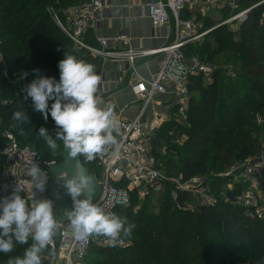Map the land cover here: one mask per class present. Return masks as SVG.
I'll return each instance as SVG.
<instances>
[{
  "label": "trees",
  "instance_id": "obj_1",
  "mask_svg": "<svg viewBox=\"0 0 264 264\" xmlns=\"http://www.w3.org/2000/svg\"><path fill=\"white\" fill-rule=\"evenodd\" d=\"M262 1H237L239 10L252 9L239 31L233 33V39L229 31L219 27L209 31L201 45L193 43L183 47L186 58H197L210 65L224 54L223 49L233 45L231 52L242 59L241 75L236 82L224 79L216 70L210 82L202 76L189 78L190 101L185 125L173 121L156 133L163 145L165 143L168 154L160 157L157 153L161 170L168 178L186 183L207 174L210 158L219 165L218 170H222L261 150L264 138ZM83 2L85 0H0V152L6 143L4 134L8 133L37 156L53 159L52 162L61 161L62 141L56 140L57 148L53 151L38 134L39 128L45 127L55 138L54 121L50 116L45 121L34 111L30 100H23L22 89L33 78V69L58 80L57 64L65 55L93 64L95 72L101 76L102 59L87 50L73 48L49 15L52 11L64 22L62 12ZM84 40L88 46L98 47L88 32ZM15 111H23L29 119L18 124L12 119ZM170 134L175 138L184 137L185 141L177 145L170 140L167 144L163 140L170 138ZM39 162L48 163L40 159ZM83 164L90 175L97 172L94 159L85 158ZM4 168L5 161L0 154V197L11 194L5 186ZM219 181L218 178L213 180L217 186ZM164 188L169 195L163 198L161 213L154 219L133 213L134 193L127 207L116 209L118 216L134 225L130 235L121 233L131 241L130 246L105 247L101 245L103 236L94 235L84 264H264V219H250L244 209L222 202L214 207L197 206L193 212H181L172 203L171 195H177L180 205L188 201V195L171 184H164ZM31 243L29 239L27 244H16L9 253H0V264H7L10 257L22 256ZM48 254L45 249L42 264H48Z\"/></svg>",
  "mask_w": 264,
  "mask_h": 264
},
{
  "label": "built area",
  "instance_id": "obj_2",
  "mask_svg": "<svg viewBox=\"0 0 264 264\" xmlns=\"http://www.w3.org/2000/svg\"><path fill=\"white\" fill-rule=\"evenodd\" d=\"M231 3L232 0H150L145 6V13L154 31L172 25V38L161 47L154 50H136L131 40L121 35L114 42L121 43L124 51H107L106 39H98L97 48L88 46L84 36L88 29L98 25L104 18L105 12L110 8L108 0H85L74 14H70L64 22L60 21L52 11L49 15L56 26L78 49H84L92 55L106 59L124 60L135 80L131 91L136 100L141 103L139 111L131 118L118 116V129L114 132L116 142L111 146H104L100 153L94 155L97 172L92 177L100 187V194L93 202L105 213L117 215V208H125L130 203L132 193L149 192L162 193L164 184L174 185L176 190L192 198V205L216 206L219 202L232 207L244 209L247 217L261 221L264 219V200L259 190L264 186V153L258 157L248 159L231 165L222 176L229 183L228 191L217 189L213 180L202 181L200 177L186 183L168 178L161 170L157 153L163 155L162 142L160 147L153 148L151 137L156 136L160 127L173 122L164 113H146L154 105L155 95H172L174 103V122L185 125L186 113L189 107L190 92L188 81L191 76H202L206 82L211 81L215 70L201 63L197 58H186L183 47L193 44L205 36L209 31L200 32L192 15L185 17L187 10L209 9ZM245 9L226 22L241 25L247 20L249 11ZM191 14V13H190ZM168 40L169 37H166ZM156 55L163 57V64L171 59L167 70L161 67L152 79L139 76L136 61ZM163 66V65H162ZM234 77V75H232ZM6 143L0 154L5 161L3 177L7 190L11 193L15 188L19 194L32 204L35 199H49L48 168L57 162L40 164L35 151L28 146H21L14 136L4 134ZM85 158L86 155H84ZM35 160L40 164L43 175L47 176L46 189L43 192L33 189L36 183L31 177V162ZM219 178V177H217ZM233 193L231 198L229 194ZM172 203L181 212H193L180 205L177 195H171ZM93 236L86 240H76L72 234L69 221L59 224L50 245L46 248L48 264H84ZM105 247L127 248L128 244L121 236L116 245H111L106 237L101 243Z\"/></svg>",
  "mask_w": 264,
  "mask_h": 264
},
{
  "label": "clouds",
  "instance_id": "obj_3",
  "mask_svg": "<svg viewBox=\"0 0 264 264\" xmlns=\"http://www.w3.org/2000/svg\"><path fill=\"white\" fill-rule=\"evenodd\" d=\"M57 68L58 80L33 69V78L22 89L23 100H30L31 108L45 121L49 116L54 121L55 138L45 127L38 130L50 149L55 151L56 140H60L71 157L84 154L92 160L105 145L116 142L113 133L118 129V121L111 110L98 107L95 93L100 77L93 64L65 55ZM27 75L25 72L24 76ZM12 119L22 124L29 118L23 111H15ZM42 172L40 164L33 160L30 168L31 177L36 181L33 189L40 192L47 185V176ZM62 182L73 201L72 209L65 210V216L76 240L97 235L106 237L114 246L121 233L130 235L134 225L127 224L126 219L114 213H105L93 203L91 195H84L90 180L82 172ZM82 194L84 198H78ZM58 226L52 200L34 198L29 205L18 188L10 195L0 197V253H9L16 244L32 241L22 256L10 257L7 264H42V253L50 245Z\"/></svg>",
  "mask_w": 264,
  "mask_h": 264
},
{
  "label": "crops",
  "instance_id": "obj_4",
  "mask_svg": "<svg viewBox=\"0 0 264 264\" xmlns=\"http://www.w3.org/2000/svg\"><path fill=\"white\" fill-rule=\"evenodd\" d=\"M149 1L108 0L110 8L98 25L88 29V35L95 40L96 44L98 39H106L108 41L107 51L112 52L124 51L121 43L114 42V39L121 35L127 36L136 50H154L167 41L170 42L172 25L156 31L152 29L145 13V6ZM75 12L76 10H73L70 14ZM166 37L169 39L167 40ZM162 65L161 55L138 59L135 64L139 76L144 79H152L160 71ZM134 81L124 60L117 58L103 60L101 78L95 93L98 107L111 110L115 119L118 116L128 119L133 117L141 107V103L136 100L131 91ZM174 108L172 95H155L154 105L146 113H153V111L164 113L167 118L174 121ZM167 124L162 125L160 129ZM113 135L115 136V133Z\"/></svg>",
  "mask_w": 264,
  "mask_h": 264
},
{
  "label": "rangeland",
  "instance_id": "obj_5",
  "mask_svg": "<svg viewBox=\"0 0 264 264\" xmlns=\"http://www.w3.org/2000/svg\"><path fill=\"white\" fill-rule=\"evenodd\" d=\"M232 1L237 2L238 0H232ZM79 6L71 7L67 11L62 12L63 20L65 21V19L70 15V12H72L73 10H76ZM241 11L243 10H239L238 7L234 6L230 1L228 4H223L221 6H217L207 11H200L197 9L187 10L184 13V16L189 17L190 15H192L193 18L195 19V23L198 25L200 32L201 31L202 32L211 31L215 28L223 27L232 34L231 38L233 39V37H235L233 33H237L239 31L240 26L237 25V23H227L226 24V22L232 17V15H235ZM261 23L264 24V15L261 19ZM210 24L212 25L211 28H209ZM205 36L195 41L194 44L201 45ZM72 47L76 48L74 47V45H72ZM230 49L231 50L233 49V45H231L229 49L227 50L223 49L224 54H221L220 56H218L214 60V62L208 66L213 70L220 71L224 79L234 80L236 82V81H239L238 76L241 75L240 66L242 63V59L240 60L237 55L231 52ZM102 64H103V60H102ZM232 75H234V77ZM241 86L242 85L240 84V87ZM170 140L176 141L177 145H181L185 141L184 137L175 138L171 136V134H170V138L164 137L163 141H165L168 144ZM261 145H262L261 150L253 154L251 156L252 158L258 157L262 153H264V138L261 139ZM162 152L164 153V155L159 154L160 157L161 156L165 157L168 155L166 152L165 143L164 145L162 143ZM38 157L40 161L42 162H52L53 161V159L44 158L43 156L39 154H38ZM212 160H213L212 158L208 160L207 174L204 175L203 177H200V179L203 182L204 181L208 182L213 179H217L216 177H219L218 179L220 181L218 183L217 189L228 191L229 183L227 182V178H224L222 176V174H224L228 168L227 169L223 168L222 170H218L219 165L218 164L215 165ZM225 166H227V164ZM141 192H142L141 194L134 192L135 207H134L133 213H138L137 215H142L146 217H152L153 219L155 218V216H159L161 213V206H162L163 198L169 195L167 189L163 188L162 193H149L147 191L146 192L141 191ZM259 195L264 200V186L260 188ZM184 206L187 208V210L188 209H191L192 211L195 210L194 206L192 205V198H189L188 201L185 202ZM124 240L130 246L131 241L126 238H124Z\"/></svg>",
  "mask_w": 264,
  "mask_h": 264
},
{
  "label": "water",
  "instance_id": "obj_6",
  "mask_svg": "<svg viewBox=\"0 0 264 264\" xmlns=\"http://www.w3.org/2000/svg\"><path fill=\"white\" fill-rule=\"evenodd\" d=\"M262 4H264V1L260 3V5ZM237 5L238 3L236 2V6ZM170 62L171 59L165 61L162 66L164 70H167V67L170 66ZM151 144L153 148H158L160 147L161 141L154 135L151 137ZM84 159V154H80L75 158L71 157L64 148L61 153V161L48 168L49 181L47 189L49 192V199L53 202L54 214L57 216L60 225L68 222V219L65 216V210H71L73 206V201L70 195L66 193V190L63 187V179L76 175L78 172H82L90 180L89 186L84 195H91L94 202L100 194L99 185L83 164ZM84 195L82 194L78 198H84Z\"/></svg>",
  "mask_w": 264,
  "mask_h": 264
}]
</instances>
